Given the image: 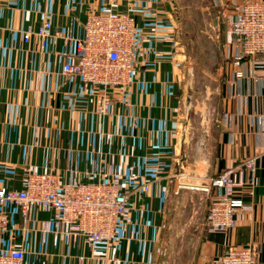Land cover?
Here are the masks:
<instances>
[{
	"label": "crops",
	"instance_id": "crops-1",
	"mask_svg": "<svg viewBox=\"0 0 264 264\" xmlns=\"http://www.w3.org/2000/svg\"><path fill=\"white\" fill-rule=\"evenodd\" d=\"M172 2L0 0V187L19 189L27 170H52L64 179L78 180L110 171L144 178L157 162L170 164L158 174L151 191L133 194L130 231L111 254L89 242L62 239L55 246L50 235L43 241L40 230L49 214L37 212L24 226L15 206L13 227L0 235V249L24 244L26 264H160L163 233L170 229L172 211L181 206L187 223L200 229L193 264H217L228 245L252 246L256 264H264V136L253 125L254 118L264 114V55L254 63L234 57L226 27L234 0L203 3L223 24L215 25L223 57L215 92L219 115L204 119L210 125L209 139L190 149L189 167L210 178L241 158L259 156V185L252 197L245 198L252 210L231 233H209L208 189L180 185L185 54ZM108 5L135 14L141 50L131 87L117 90L105 109L100 95L79 78L62 74V39L42 49L37 37L24 42V31L38 28L44 10L57 30L80 35L86 14ZM195 198L204 200L202 215L193 209L198 207Z\"/></svg>",
	"mask_w": 264,
	"mask_h": 264
},
{
	"label": "built area",
	"instance_id": "built-area-1",
	"mask_svg": "<svg viewBox=\"0 0 264 264\" xmlns=\"http://www.w3.org/2000/svg\"><path fill=\"white\" fill-rule=\"evenodd\" d=\"M233 3L235 10L226 21L228 42L235 47L237 61L246 58L254 63L259 55H264V0ZM39 19L38 28L24 31V42L37 37L40 47L45 49L50 42L62 39V74L79 78L84 86L100 95L105 109L117 90L131 87L141 50L132 11L108 5L88 13L80 35L57 30L47 11L42 10ZM242 74L236 72L237 76ZM253 125L264 136V114L254 118ZM258 159V155L241 158L208 178V186L203 187L210 194L207 232L229 234L244 213L252 210V203L245 198L252 197L259 185ZM168 167L170 164L157 162L144 178H126L110 171L101 176L90 174L84 180L64 179L52 170H27L19 189L0 187V235L11 232L14 224L11 207L15 206L24 226L37 212L49 214L40 230L43 241L50 235L55 246L62 239L89 242L111 254L117 242L130 231L133 194L151 191L158 174ZM25 260L26 248L22 243L0 249V264H26ZM217 264H256V256L252 246L228 245Z\"/></svg>",
	"mask_w": 264,
	"mask_h": 264
},
{
	"label": "rangeland",
	"instance_id": "rangeland-1",
	"mask_svg": "<svg viewBox=\"0 0 264 264\" xmlns=\"http://www.w3.org/2000/svg\"><path fill=\"white\" fill-rule=\"evenodd\" d=\"M208 1L173 0L172 2L183 43L181 50L185 54L183 56L182 67L184 93V99L182 101V115L184 117L183 129L187 122L186 115L188 111L190 116L192 148L199 145L200 140L204 138L208 130V134L210 132V125L206 126L203 124V119L212 118L215 120L219 115V98L216 97L215 92L218 87L216 78L218 77L223 57H221L222 47L219 41H217L219 37L217 39L215 35V25L220 21L217 19V15L213 9H206V6L203 5V3L209 4ZM221 23L220 26H223ZM188 96L191 97L189 105L186 103ZM195 201L198 207L193 209H196L195 213L197 215H202L203 210L205 208L207 210L209 203L203 208V199L201 201L195 198ZM172 214L170 229L163 233L162 238L163 240L168 236L170 251L168 246L166 253L162 249L160 264H193V255L196 254L199 247V237L196 234L199 233L200 229L191 223H187L184 210L181 206L172 211ZM194 237H197V240ZM174 238H176V245L173 244Z\"/></svg>",
	"mask_w": 264,
	"mask_h": 264
},
{
	"label": "water",
	"instance_id": "water-1",
	"mask_svg": "<svg viewBox=\"0 0 264 264\" xmlns=\"http://www.w3.org/2000/svg\"><path fill=\"white\" fill-rule=\"evenodd\" d=\"M188 55V53H186ZM190 59V57L188 56ZM190 63V61H188ZM191 97L188 96L187 105L190 104ZM189 112L187 111L186 115V125L185 128L182 130L179 138L178 143L180 145V159L183 168V175L180 178V185L183 187H196V188H203L208 186V178H206V174L203 171H192L189 167L188 158H189V151L192 148V135H191V127L189 121ZM203 124L206 126L208 123L204 121ZM209 131V130H208ZM204 135V138L200 140L199 145H205L207 140L209 139V134ZM197 145V146H199ZM169 230V228H168ZM164 244L162 245L163 251L166 253L167 243L169 242L168 236L165 237Z\"/></svg>",
	"mask_w": 264,
	"mask_h": 264
}]
</instances>
